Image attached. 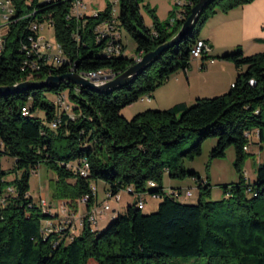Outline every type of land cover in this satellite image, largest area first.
<instances>
[{
    "label": "trees",
    "instance_id": "trees-1",
    "mask_svg": "<svg viewBox=\"0 0 264 264\" xmlns=\"http://www.w3.org/2000/svg\"><path fill=\"white\" fill-rule=\"evenodd\" d=\"M197 1L192 0L191 7ZM251 1L211 0L178 43L164 49L134 79L111 89L93 91L63 81L0 93V264H175L173 259L179 257H201L205 264H264V161L258 163L253 181L242 170L249 155L243 150L245 133L256 132L257 144L264 149V49L244 55L236 47L202 57L230 61L238 71L222 94L148 108L130 119L121 115L123 107L150 96L171 74L188 67L191 47L209 17ZM12 2L14 12L4 25L0 51V86L43 81L73 67L117 75L138 55L169 40L184 20L162 23L147 7L149 26L139 0H119L115 40L127 49L123 34L130 36L134 55L107 56L102 52L106 39L99 38L94 27L109 16L108 7L96 16L75 18L68 15L71 0ZM46 20L63 52L58 62L26 51L29 37L37 36L31 24ZM61 94L68 109L56 102ZM207 138H216L210 158L223 157L230 146L235 152L238 179L221 184L224 195L216 200L210 199L208 179L182 163L183 157L199 155ZM3 155L14 159L7 171L1 168ZM83 160L88 163L87 177L68 167ZM40 163L55 174L49 182L53 199L76 201L90 193L91 183L102 181L111 194L131 187L133 192L156 193L160 201L149 213L134 201L102 230L84 225L71 239L63 231L46 233L42 222L52 214L42 211L29 194L30 173ZM10 173L14 177L6 179ZM164 174L195 178L196 203L165 194ZM95 200L90 196L88 205Z\"/></svg>",
    "mask_w": 264,
    "mask_h": 264
},
{
    "label": "crops",
    "instance_id": "crops-1",
    "mask_svg": "<svg viewBox=\"0 0 264 264\" xmlns=\"http://www.w3.org/2000/svg\"><path fill=\"white\" fill-rule=\"evenodd\" d=\"M99 1L98 7L103 8L104 3H100ZM87 7L86 13L88 15L92 6L89 5ZM199 37L207 40L210 45L208 56L221 55L233 47H240L244 55L262 51L264 49V0H253L250 3L229 9L226 12L217 11L208 19L204 32L202 34L199 33ZM182 71L184 74L175 75L170 82L167 80L164 83L166 84L163 90L165 91L164 94H158L156 88L150 95V100H146L150 103L153 102V105L146 106L163 109L178 102L189 104L197 97L222 94L229 89L238 72L232 62L217 58H214L213 61L204 58L195 59L190 61L188 67ZM134 103L136 101L125 107H129V109L134 108ZM129 114H131L130 111ZM123 116L128 118L124 114ZM254 137L255 141L252 142V145L246 152L249 156L253 157L264 151V149L259 148L256 135ZM233 153L235 158L234 150ZM246 160L244 161L242 170L244 177L252 181L254 180L255 172L253 175H247L245 168ZM222 182L226 183V181ZM103 184L102 196L99 197L97 192L96 203L105 199L104 192L106 191V185L104 182ZM162 185L165 191L190 190L192 195L182 198L181 202L194 204L197 201L198 188L196 179L193 177L188 180L165 178ZM119 202H113L110 205L118 210H122ZM111 215L110 211L104 214L98 226H100V222L104 221L105 218V224H107L110 221Z\"/></svg>",
    "mask_w": 264,
    "mask_h": 264
},
{
    "label": "built area",
    "instance_id": "built-area-1",
    "mask_svg": "<svg viewBox=\"0 0 264 264\" xmlns=\"http://www.w3.org/2000/svg\"><path fill=\"white\" fill-rule=\"evenodd\" d=\"M46 1H57V0H46ZM99 0H91V2H95L98 4ZM106 4L104 3L103 8H93L90 7V13L88 15L96 16L98 13L104 11L105 8L108 7L109 9V16L99 24H97L94 27V32L97 34L99 38H105V44L103 46L102 52L107 56H113V55H125L127 53V49H123V45L120 43H116V40L118 37V30H117V16L118 14L116 7V4L119 0H105ZM192 0H174V6L175 10L173 12V16L170 19V22H174L176 20V13H184V20L187 17L186 16V7L191 6ZM88 7L84 3L83 0H71L70 7H69V13L68 15L73 16L75 18H83L86 13V9ZM14 12V6L12 0H0V30L4 25L9 21L10 15ZM1 17L5 20L3 24H1ZM49 24L47 20L43 23H37L33 22L30 26L31 30L37 32L36 37H29V45L26 48L27 54H32L37 57H45V60L47 59V62H58L59 60L63 59V52L60 47V45L54 40L53 42L44 39L42 35H40V30L43 28L44 24ZM50 25V24H49ZM107 37V38H106ZM118 41V40H117ZM3 45V34L0 31V51L2 49ZM210 51V45L209 43L203 39L198 38L190 50V58H196L201 59L204 55H207ZM142 58V55H138V61H140ZM210 61H213V59H209ZM137 61V62H138ZM76 72L84 77L85 79H88L89 81L97 84V83H105L110 78H113L116 75H98V70H96V73H84L79 72L76 70ZM250 83L252 84L253 81L251 80ZM140 100H150V96L143 95L139 98ZM56 102H58L59 105L63 106L65 109H68V104L65 98L64 94H61L56 98ZM54 125V124H53ZM251 133L254 135H257L256 132H247L245 133L246 137V143L243 146V150L246 152L249 150L251 146ZM71 169H73L75 172H78L82 177L88 176V163L83 160L81 164H72L68 165ZM149 186H154V182L149 181ZM90 193L82 195L77 202L80 204L85 205L86 210L81 213H75L70 210V201L69 200H62L59 201L57 204H52L51 202H47L45 198L39 197V200L36 202L39 207L44 211L45 213H51L52 217L50 219L45 220V223L43 224V229L46 231V233L51 232H65V236L68 239H71L72 236H75L79 234L84 225H88L91 230L98 227V223L100 220H102L105 212L107 211H114L112 209L109 199H112L114 202H119L120 200V194L119 192L115 194H111L109 191L104 192L105 199L102 201V206L98 205L96 202L92 203L91 205H88L90 196H96L97 194V188L96 184L91 183L90 184ZM124 191L126 193L133 194L135 196V204H140L141 209L144 208V195L149 194L153 198H160V196L156 193L151 192H133V189L131 187L125 188ZM165 194L172 196L178 200H181V198L184 197H190L192 195L190 190H168L164 191ZM116 213L113 212L114 216ZM111 216V217H112Z\"/></svg>",
    "mask_w": 264,
    "mask_h": 264
},
{
    "label": "rangeland",
    "instance_id": "rangeland-1",
    "mask_svg": "<svg viewBox=\"0 0 264 264\" xmlns=\"http://www.w3.org/2000/svg\"><path fill=\"white\" fill-rule=\"evenodd\" d=\"M83 1L86 4V6L90 5L95 8L98 7V4H96L95 2H91V0H83ZM99 2L106 4L105 0H101ZM139 5H140V10L143 15L144 21L149 26L151 25L152 17L149 11L147 10V7L150 10L154 11V14L156 18L158 19V21L162 23L169 22L175 10L174 0H139ZM116 7L119 9V1L116 4ZM117 15L118 14H116V16ZM176 16H177V13H176ZM208 19L205 21L203 26L200 28V32H199L200 34L204 32ZM4 22L5 20L3 19V17H1V24H3ZM0 31L3 34L6 31L5 26L2 27ZM40 35H42L44 39H47L51 42L55 40L53 27L47 23L44 24L43 28L40 30ZM123 38L125 42L127 43V53H125V55L127 57H132L134 55V47H135L134 41L130 38V36H128L125 33L123 34ZM235 48L236 47H233L229 51H233ZM195 59L196 58H190V61H193ZM179 74H184V73L182 70H177L176 72L171 74V76L168 78V81L170 82L175 75H179ZM165 86L166 84L163 83V85H160L159 87H157L158 94L165 93V91H163ZM205 97H211V96H205ZM48 98L51 99L52 94H49ZM193 101H191L189 104L193 103ZM146 105H153V102L150 103V102H147L146 100L141 101L138 99L136 103H134V108L129 109V107H123L121 109V113H122L121 115L123 116L124 114L126 115V117H128L126 119H130L136 113L152 107V106H146ZM144 107H147V108H144ZM151 109H161V108H151ZM69 111L71 114H73L70 109ZM129 111L131 112V114H129ZM254 136L255 135L251 133L250 137H251L252 142L255 141ZM215 143H216V138H207L201 143V151L199 155L195 156L193 159H187L185 157H183L182 159V163L187 169H193L194 171H196L201 179H204V180L208 179L209 184H210V199H213V200L220 199L224 195L222 188H221V184H224V182L222 181H226V183H230V182H234L235 179H238V173L233 164L234 163V153H233L234 148L232 146L228 147L223 157L210 158L209 152L212 149V147L215 145ZM186 145H190V144L187 143ZM246 159H245L246 160L245 168L247 171L246 172L247 175L248 174L253 175V173L255 172V177H256L257 165L260 161L261 162L264 161V151L261 154L254 156V157L248 155ZM13 165H14V159L12 157L7 156V155H3L1 157V168L3 170H6V171L9 170L13 167ZM13 177H14V174L10 173V174H7L5 178L12 179ZM165 178L167 179L170 177H168L167 174H164L163 179ZM190 178L191 177H186L184 179L188 180ZM53 179H55L54 172L50 168H48V166L44 163H40L35 168V170L30 173L29 194L32 196L35 202L39 200L40 196L45 198L47 202H51L52 204H57L59 201H62V200H69V199H53L51 197L49 182L50 180H53ZM184 179H174V180H184ZM162 184H163V180H162ZM103 186L104 184L102 181L96 182V188H97L99 197L102 196ZM119 194L121 197V200L119 203L122 207V210H118L115 207H112V209H114V211H110V214L112 215H113V212L115 213H118V211L124 212L126 206L128 204L134 203L135 201V196L133 194L126 193L124 191H120ZM182 200L183 199L181 198V201ZM69 201H70V210L72 212L82 214L86 210L85 205L78 203L77 200L76 201L69 200ZM108 201L110 204H113L114 202L112 201V199H109ZM159 201H160V198H153L149 194L144 195L145 206L142 209V212L149 213V212L154 211ZM101 203L102 201L97 202V204L100 205V207L102 206ZM107 212H105V214ZM105 220L106 218L104 219V221L100 222L99 230H102L103 228L106 227V225H108L109 221L107 224H105L106 223ZM44 223L45 221L43 220L42 224ZM173 262L175 264H205V259L201 257L199 258L179 257V258H174ZM92 264H96V263H92Z\"/></svg>",
    "mask_w": 264,
    "mask_h": 264
},
{
    "label": "water",
    "instance_id": "water-1",
    "mask_svg": "<svg viewBox=\"0 0 264 264\" xmlns=\"http://www.w3.org/2000/svg\"><path fill=\"white\" fill-rule=\"evenodd\" d=\"M211 0H198L191 8L190 13L188 16L183 20L181 23L179 29L177 32L166 42L158 45L153 50H150L148 52H145L142 55V58L140 61L135 62L134 64L127 67L124 71L117 74L113 78H110L108 81H106L103 84L97 85L88 79H85L81 75H79L76 72V69L73 68V71L61 74V75H51L47 76L45 80L39 81V82H33L30 80L19 82L15 85L10 86H0V93H6V92H15L22 89H28L31 87L46 85V86H54L56 84H59L63 81L71 82L72 84H75L79 88H87L89 90L93 91H102L106 89H111L113 87L119 86L120 84L129 81L131 79H134L136 75L144 69L147 63H149L153 58L158 56L164 49L176 44L179 42L181 37L185 35L193 26L197 16L200 14V12L203 10V8L210 2Z\"/></svg>",
    "mask_w": 264,
    "mask_h": 264
},
{
    "label": "bare ground",
    "instance_id": "bare-ground-1",
    "mask_svg": "<svg viewBox=\"0 0 264 264\" xmlns=\"http://www.w3.org/2000/svg\"><path fill=\"white\" fill-rule=\"evenodd\" d=\"M189 7H191V6H189ZM187 8L188 7H186V10H187ZM181 19H184V13H177L176 20H181ZM73 68L71 69V71H73ZM71 71H69V72H71ZM84 73H96V71L84 72ZM106 74H108V75H116V74L112 73L111 71L98 70V75H106ZM100 84H103V83H97V85H100ZM52 126H54V125H52ZM136 207L139 208V209H141L140 204H136Z\"/></svg>",
    "mask_w": 264,
    "mask_h": 264
}]
</instances>
